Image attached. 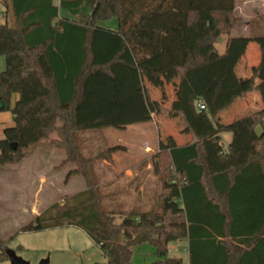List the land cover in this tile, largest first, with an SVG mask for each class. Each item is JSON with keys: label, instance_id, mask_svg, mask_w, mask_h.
<instances>
[{"label": "trees", "instance_id": "trees-1", "mask_svg": "<svg viewBox=\"0 0 264 264\" xmlns=\"http://www.w3.org/2000/svg\"><path fill=\"white\" fill-rule=\"evenodd\" d=\"M122 1L60 0L57 6L53 0H2L6 21L0 23V57L5 58L0 110L11 111L15 124L0 139V166L17 165L39 149H56L65 155L60 166L73 163L74 172L89 184L63 204L53 203L34 216L22 230L78 226L102 250L103 264H131L132 248L151 231L161 237L162 259L148 264H184L168 252L170 243L184 238H189V264H264L263 207L259 215L253 214L244 208L249 203L240 200L264 197V106L206 133L211 118L201 114L195 123L183 101L191 72L226 56L217 44L238 21L236 0H161L125 30L99 25L101 20L121 18ZM85 4L90 9L87 15L82 13ZM134 4L130 15L144 7ZM61 8L77 17L61 16ZM132 43L146 52L138 53L141 58L133 53ZM235 58L233 53L230 64ZM143 67L178 75L179 106L153 107L176 113L191 140L152 156L153 172L162 182L160 204L143 211L102 209L105 196L90 178L92 158L79 149L75 136L153 121L142 78L153 71L143 73ZM258 70L264 76V53ZM227 76L209 75L210 90L193 93L194 99L204 98L207 107L213 106L212 118L254 89L264 101V82L254 86L251 81L220 105ZM14 94L19 96L12 104ZM223 131L232 134L228 149L221 141ZM205 206L211 207L209 218L200 216ZM117 214L122 216L119 223ZM9 240L0 235V260H9Z\"/></svg>", "mask_w": 264, "mask_h": 264}, {"label": "rangeland", "instance_id": "rangeland-1", "mask_svg": "<svg viewBox=\"0 0 264 264\" xmlns=\"http://www.w3.org/2000/svg\"><path fill=\"white\" fill-rule=\"evenodd\" d=\"M147 1L142 5L144 7L136 8V10L134 9V14L132 13L133 15H130L131 13L129 12V8L130 5L134 4V0H123L121 18L112 17L110 19L101 20L99 25L113 30H125L128 26L140 20L146 13L153 10L161 0H155L154 2ZM140 2H142V0ZM168 5L169 4L167 3L166 6ZM4 8V3L0 0V9L4 10ZM82 13L86 15L90 13V9L86 4L82 7ZM60 15L70 18L77 17L72 15L65 8L60 9ZM5 21L6 18L4 14H0V23ZM8 21L12 24L11 19H8ZM225 39L226 36L222 35L217 44L220 52L224 51L223 43ZM252 48L253 46L250 47L248 57L249 59L256 61L257 53H255ZM131 49L133 53L136 54L146 53L143 49L133 43L131 44ZM137 57L141 58V54H138ZM225 64L226 62L220 61L218 64H214L213 66L208 65L191 72L185 86L183 101L186 110L191 114L195 123L198 121V115L201 114L212 119L213 106L209 105L207 109L201 111L198 107V99H194L193 93L201 89L209 91L210 89H208V87L211 88L213 86L212 81L209 79V75L213 76L215 74V65L223 67ZM146 69L148 71H153L156 75L162 72L166 74L165 78L159 80L160 83L163 82L164 86L162 101L166 106H174L177 104L176 106L178 107L180 103L178 75L176 76L177 78H174L170 74V71L151 70L146 67H143V73ZM210 70H212L213 73H209ZM206 71H208V74H206ZM146 84L148 85V83ZM239 84L234 83L230 85V87L227 88L228 94L237 93L239 90ZM201 99L205 101L204 98ZM192 113H194L195 116ZM162 121L166 128L167 126L172 125V122L169 119H163ZM166 123L168 124L166 125ZM12 126H14V124L8 127ZM137 127L139 128L141 125H132L127 129L107 127L104 129H93L76 133L75 141L77 146L83 154L92 158L90 166V175L92 179L95 177V168L101 157L105 156L110 158L113 155L123 157L127 156V160L130 161L133 160V158L130 157L137 156L135 153L128 154V152L124 153L122 151L114 153L108 151V149L112 146L125 144L132 145L141 142L142 137L137 135L135 130ZM148 138L151 139L154 137L153 135H150ZM59 153L64 156L62 151H59ZM52 160V164L48 163L43 167V172L47 176V182L42 186L37 185L36 182L33 181L32 184H25L22 181L19 182L13 190V188L9 189L8 187L0 184V235L3 238L10 239L8 242V248L13 249L18 256L29 261L30 264H39L41 260L46 258H49V264H103L106 259L102 250L91 239L87 232L78 226L64 225L33 231L22 230L23 226L29 223L34 217H31L29 211H32V213L37 211L41 213L43 210L49 208L53 203L57 202L63 204L65 199L70 195L89 187V184H86L87 181L82 174H76L72 185H66L63 183V181L59 180L56 175L60 167H62L60 166L61 159L55 157ZM74 166V164H69L67 170L73 168ZM94 188L99 194L104 196L108 195L109 192L113 190H115L116 194H118L116 198L106 199V197L102 199L100 202V208L107 210L114 209L115 211H119L120 209H123L125 212L130 211V209L127 210L124 205V207L119 205V193L126 187L121 185L107 187L95 185ZM151 192H153V203L151 202ZM161 193L162 182L158 178L157 185L154 184L151 187L148 186L145 188V196L143 198L144 200H142L143 206L137 203V196H134V200L130 202V205L132 204L130 208L138 209V207H142L146 210L150 209L154 205L160 204L159 195ZM138 199L140 200V198ZM178 202L182 204V199H178ZM121 220L122 216L117 214L115 222L119 223ZM182 242L183 241L180 240L175 243H170L168 245V252L170 256L181 257L183 262L187 263L188 253L179 247L183 245ZM140 243L131 250L132 264H148L158 259H162V257L158 254V247L155 244L150 242ZM174 245L177 246L174 248ZM8 263L10 264L9 260Z\"/></svg>", "mask_w": 264, "mask_h": 264}, {"label": "crops", "instance_id": "crops-1", "mask_svg": "<svg viewBox=\"0 0 264 264\" xmlns=\"http://www.w3.org/2000/svg\"><path fill=\"white\" fill-rule=\"evenodd\" d=\"M53 1L57 6L60 5V0ZM146 1L147 0H142V2L136 1L134 5L135 7H138V5L144 4V2ZM235 2V13L238 16V21L232 32L230 34H225L226 39L223 43L224 51L222 53H226V56L222 60H220L222 62H226V64L223 67L216 65L214 67V72L218 74L219 77H221V75L223 74L228 75L226 80H224L223 82V87L219 95L220 105L225 104L232 95L228 94L227 91V88H229L230 85L234 83H240L239 89H244L249 86L251 81L253 82L254 86H258L264 82V76L261 71L258 70L264 53V46H262V44L264 43V38H251V35L264 36V0H236ZM1 10L2 12L0 14H4L5 8L4 10ZM251 46H253V51L257 53L256 61H253L248 57ZM233 53H236V58L230 64L229 58ZM219 62H215L210 65L213 66L214 64H218ZM4 68L5 58L0 57V70H3ZM211 71L212 70H210V72ZM202 74L204 75V73ZM171 75L174 78H177V74L175 72L171 73ZM165 76L166 74L164 73L156 75L155 73L147 72L143 74V84L146 91L148 103L152 109L153 121L132 124L138 126L141 125V127H137V129H135L137 135H140L142 137L141 142L132 145H122L123 148L115 151L110 150V152L114 153L120 151L124 153L128 152V154L135 153L137 156L130 157L133 158V160L130 161L127 160V156L123 157L113 155L110 158L105 156L101 157L95 168V177L92 179L90 175L91 180H93V184L96 186L107 187L121 185L126 187L119 193V205H124L126 209H130V211L146 210L142 207H138V209H131L130 206L132 204L130 205V202L134 200V196H137V203L143 206L142 200H144L143 198L145 196V188L148 186L151 187L154 184L157 185L158 183V178L153 172V154L162 148H172L179 145H186L191 140V134L189 130L181 122L179 116L176 113L163 112L156 107H153L157 103L169 108H175L177 105L175 104L174 106H166L162 101L164 86L163 82L160 83L159 80L165 78ZM146 83H148V85ZM18 96V94L13 95L12 104L16 102ZM263 106L264 101L259 90H251L247 92L244 97L236 98L230 105L222 109L215 118L213 117L212 119H210V126L207 127L206 133L210 132L215 127L228 124L239 118L240 116L250 111L258 110ZM163 119H169L172 122V125L167 126L166 128L163 125ZM13 124H15V122L12 112L9 110H0V138L5 135L4 131L6 127ZM167 124L168 123H166V125ZM257 131H261V126L257 127ZM150 135H153L154 138H148ZM220 136L221 141H223L224 139V141L222 142L223 147L225 149H228V145L232 139V134L230 132L223 131L220 132ZM55 157L61 159L62 162L65 158V155L62 156L56 149L45 148L35 151L31 157L25 158L18 165L0 166V184L8 187L9 189L13 188V190L15 189V186L22 181L25 184H32L33 182H36L37 185L42 186L47 182V176L43 172V167L48 163L52 164V159ZM69 164L60 167L56 174L59 180H62L66 185H72L76 174H79L74 172L75 166L67 170ZM150 194L151 202L153 203V192H151ZM117 195L118 194H116V191L113 190L110 191L108 195H105L104 198L107 197L106 199H112L116 198ZM138 198H140L141 201ZM240 200L244 203H249L245 204L244 208H251V212L253 214L259 215L260 207H263L264 211V197L263 199H261L255 196H247L245 198H241ZM201 210L202 211H200V216H207V218H209L212 212L211 207L205 206ZM119 211H123V209H120ZM29 212L31 217L40 214L38 211L35 213H32V211ZM205 226L210 229L209 226ZM182 241L183 245L179 247L182 248L183 251H186L188 253L187 263L184 264H189V238H184ZM144 242L153 243L159 248V246L161 245V237L158 232L151 231L147 234V237L141 243ZM176 246L177 245H174V248ZM131 259L132 256L130 258V263L132 262ZM0 264L9 263L8 260H0Z\"/></svg>", "mask_w": 264, "mask_h": 264}, {"label": "water", "instance_id": "water-1", "mask_svg": "<svg viewBox=\"0 0 264 264\" xmlns=\"http://www.w3.org/2000/svg\"><path fill=\"white\" fill-rule=\"evenodd\" d=\"M6 252L8 254L10 264H30L29 261L18 256L13 249L8 248ZM39 264H49V258L41 260Z\"/></svg>", "mask_w": 264, "mask_h": 264}, {"label": "built area", "instance_id": "built-area-1", "mask_svg": "<svg viewBox=\"0 0 264 264\" xmlns=\"http://www.w3.org/2000/svg\"><path fill=\"white\" fill-rule=\"evenodd\" d=\"M1 12H2V10L0 9V13ZM198 107L200 110H205V109H207V104L202 99H198Z\"/></svg>", "mask_w": 264, "mask_h": 264}]
</instances>
